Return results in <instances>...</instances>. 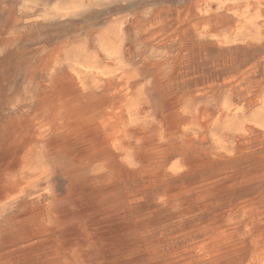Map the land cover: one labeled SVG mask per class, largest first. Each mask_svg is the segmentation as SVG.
Instances as JSON below:
<instances>
[{"label":"rangeland","instance_id":"374dc122","mask_svg":"<svg viewBox=\"0 0 264 264\" xmlns=\"http://www.w3.org/2000/svg\"><path fill=\"white\" fill-rule=\"evenodd\" d=\"M32 21L42 28L28 34ZM14 29L24 53H46L0 71V131L13 118L28 128L13 157L0 155V264H41L55 249L78 264H163L147 243L159 253H200L215 242L194 237L213 227L242 242L246 258L264 254V0H0V46ZM71 76L91 86L92 114L108 113V128L130 131L110 164L125 159L143 169L159 144V160L180 170L159 182H124L93 158L86 181L73 186V157L52 139L69 120H51V95ZM183 106L190 116L180 128L196 154L169 125ZM97 177L103 182L91 187ZM209 178L221 182L207 194L174 198ZM132 195L140 199L132 203ZM45 205L44 237L12 242L9 223Z\"/></svg>","mask_w":264,"mask_h":264},{"label":"bare ground","instance_id":"6f19581e","mask_svg":"<svg viewBox=\"0 0 264 264\" xmlns=\"http://www.w3.org/2000/svg\"><path fill=\"white\" fill-rule=\"evenodd\" d=\"M29 16L33 17L34 14L32 13ZM49 19L50 14L48 12H44L41 15L42 21H47ZM40 28H42V23L39 21H32L25 26L26 33L28 34L35 33ZM21 38L22 35H20L19 32L14 29L10 33V36L6 38V40L0 46L1 72L8 71L9 63L16 61L29 63L33 59L45 55V47H39L36 50H32L28 54L24 53L21 46ZM231 38L232 37H230V39ZM217 42H220V40ZM102 52L108 57L113 56L112 51L102 49ZM160 65H164V62L157 61L156 63H153L152 66ZM90 88L91 86L88 85L86 81L71 76L68 82H59V84L55 87L53 94L51 95V102L54 105V110L51 113V120L55 121L62 119L63 117H67L69 120L63 126L58 128L62 131H57L52 139L61 149L67 151L73 157V162L75 165L73 170V178L71 181L73 186L77 187L86 181L87 176L84 166L93 158H101L104 160L103 165L107 168V174H109L111 178L113 177L116 180L124 182L129 180L133 175H139L140 177L153 179V182H159L165 180L168 176L175 175L180 170L179 164H174L168 167L164 162L159 160L164 152L163 147L159 144L152 145L150 147V159L143 169L135 168L134 164L125 159L119 160V164H110L114 159L115 149H117L119 143L130 134V131L126 125H122L115 129L108 128V113L92 114L95 107L94 105H97V102L91 100L93 95L91 96V94H88L90 92ZM187 116H190V111L186 106H183L181 107L180 111L172 114L169 117V125L173 128L174 133L179 135L180 143L184 147L185 152L196 154L198 150L194 140L186 138L185 130L180 128L183 121L182 118ZM21 125L22 123L20 119L13 118L6 120L5 124L2 126L0 131V141L3 145L0 153L1 157H13L17 148L26 141L28 137V128H22ZM44 127L45 126L40 125L36 130L39 140H42L47 134V129ZM261 133L264 135V129L261 130ZM241 155L243 157L245 153L242 152L240 156L232 153L226 155L225 157L238 159L241 157ZM102 182L103 179L101 177H97L91 179L89 185L91 187H96ZM220 182L221 181L217 178L203 180L197 183L194 187H184L174 195V198H179L192 192L197 193L198 195L207 194ZM9 183L10 181L7 180L3 185H8ZM139 199V197L134 195L129 197V201L132 203H136ZM120 200L121 199L119 197L114 198V202H118ZM50 223L49 205H45L42 208L33 209L25 219L21 221H12L9 223V238L12 242H16L17 240H40L48 231ZM194 238L195 240L210 239L214 240L215 243L209 248L201 249L200 253H188L181 256L177 254L178 251L176 253H159L154 249L155 246L153 247L148 243L145 245V248L151 256L150 258L160 259L163 264H264V254L246 258V249L244 244L242 242L232 240L228 234V230L225 227L203 229ZM37 248V246H33L32 249L34 250H31L30 252L35 253V251H40V249L37 250ZM50 254V259L48 261H43L41 264H78L76 259H72L68 262L63 261L59 250L55 249Z\"/></svg>","mask_w":264,"mask_h":264}]
</instances>
